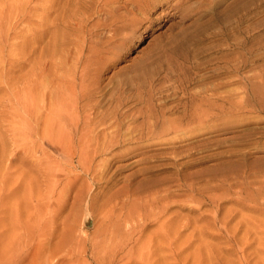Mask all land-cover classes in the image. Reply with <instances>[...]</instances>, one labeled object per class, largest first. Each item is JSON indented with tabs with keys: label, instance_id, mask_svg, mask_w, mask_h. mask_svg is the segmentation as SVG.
Returning <instances> with one entry per match:
<instances>
[{
	"label": "rangeland",
	"instance_id": "1",
	"mask_svg": "<svg viewBox=\"0 0 264 264\" xmlns=\"http://www.w3.org/2000/svg\"><path fill=\"white\" fill-rule=\"evenodd\" d=\"M174 1L0 0V264H264V0ZM56 106L216 118L107 186L53 148Z\"/></svg>",
	"mask_w": 264,
	"mask_h": 264
},
{
	"label": "bare ground",
	"instance_id": "2",
	"mask_svg": "<svg viewBox=\"0 0 264 264\" xmlns=\"http://www.w3.org/2000/svg\"><path fill=\"white\" fill-rule=\"evenodd\" d=\"M183 1L186 3V1L190 2L191 0H183ZM205 1L207 2V5H210V6L214 5L213 3H215L214 0H204V2ZM198 11H197V13H198ZM201 11H203L202 8H201ZM200 12L198 14L203 15V14H200ZM199 17L201 18V16H199ZM224 20H226V19H224ZM149 72H150V70H149ZM147 75H149V74H147ZM245 80H247V78H245ZM252 88H253V86H252ZM254 88L255 89L252 91L253 92L255 91V93L257 94L256 97L259 99L258 104H257L258 108H259V112H260V114L261 113L264 114V89H263V87L262 88L260 87L261 89H259V87H254ZM245 89H248V87H246ZM246 92H248V91L246 90ZM244 95H246V94H244ZM254 98H253V100H254ZM245 99H247V98H245ZM250 101H251V99H250ZM243 102H245V101H243ZM125 107L124 106H114V107H112L113 109L112 108H110L111 110L107 109L106 112L100 113L98 115V113H99L98 110L103 108L101 106H56V110H54L55 111V121H54L55 125H54V128L51 129V132H50V138H52V144L54 146L53 148L56 150L57 153H60V152L62 153V152L66 151V153L68 155H70L72 160L77 158L78 167H76V168L77 169L79 168V171L81 172L82 175H86V177L92 176L93 178H97L98 179L97 181H99V182L105 181V182H107V186H108V183L110 184L112 179H113V178L112 179L108 178L109 172L111 171L110 168L114 165L115 162L126 158L127 156H129L132 153L142 151L144 148H150L152 146H160L161 147V146H164L166 144L170 145L171 143H176V141H179L181 139L182 135H183L182 139L183 138L186 139L187 137H189V134L192 136L198 135L199 133H201L203 131H207L209 129V128L207 129V128H199L198 127L199 125H201V123H203L202 120H204V118H207V121H208V119L214 120L216 118V116L214 117L215 114H212L208 110H203L202 108H204V107L201 108L202 110H199L198 108L194 109L193 113L189 115L188 113H190L192 110L190 112H187L186 106H145L139 113H137V116H135V114H136L135 113L134 115H130V117L126 114V112H124ZM237 107H239V106H237ZM242 107H243V105H242ZM205 108H207V107H205ZM245 108L247 110V108H249L248 105ZM63 109L67 113H69L70 116L65 117L64 113H62ZM88 110H90V112L92 111L94 114H96L98 111L97 116L94 117V114L92 112L91 113L89 112L91 115L90 116L87 115L88 117L86 116L87 119H85L84 121L81 120L79 118V116H80V114H82V111L84 113H86V112H88ZM243 110H245V109H243ZM249 110H250V108H249ZM240 111H242V110H240ZM242 112H244V111H242ZM242 112H240V113H242ZM251 112H254V111H251ZM92 115L94 118L92 117ZM172 115L175 117L172 118L173 117ZM170 116H171L170 119L169 118L166 119L167 117H170ZM76 117L78 119H76ZM137 121H139L141 123V125H137V123H138ZM204 121H206V120H204ZM125 122H130L128 124H131V122H132V124L126 125ZM210 123H212V122H210ZM213 123H215V121ZM184 126L187 129H184ZM180 130H181V133L179 135L178 132ZM146 141L151 142V144L146 146V147L142 146L141 144L146 143ZM132 145H136V147L126 148V147L132 146ZM156 149H158V148H156ZM141 153H144V152H141ZM175 153H176V150H175ZM175 153H174V155H175ZM158 160H160V159L158 158ZM69 161H71V160H69ZM174 164H176V163H174ZM176 165H178V164H176ZM149 170H150V172H147L148 174H151L154 172V169H151V167ZM180 171H178V172H180ZM81 177L82 176H80V178ZM93 178H91V180ZM179 178H180V176H179ZM183 178H185V177H183ZM176 180H178V179H176ZM167 183H169V182L167 181ZM152 186L154 187V185H152ZM157 186H159V185H157ZM192 186H193V184H192ZM149 188H148V190H149ZM145 190H147V189H145ZM154 190H156V189H154ZM160 191H165V190L160 189ZM118 192H120V191H118ZM118 192H116V193L118 194ZM139 192H141V191H139ZM126 195H124V196H126ZM112 197L113 196H111V198ZM148 197H150V196H148ZM166 200L167 199L165 198L164 201H166ZM112 201H113V199H112ZM160 202H162V201H160ZM109 205H110V203L108 204V206ZM112 205H114V204L112 203ZM114 211H115V208H114ZM166 216H167V214H166ZM86 217H87V215H86ZM89 218H90L91 224H90V226H86V227L92 228L93 227L92 219L90 216H89Z\"/></svg>",
	"mask_w": 264,
	"mask_h": 264
},
{
	"label": "water",
	"instance_id": "3",
	"mask_svg": "<svg viewBox=\"0 0 264 264\" xmlns=\"http://www.w3.org/2000/svg\"><path fill=\"white\" fill-rule=\"evenodd\" d=\"M84 224H85V226H90L91 223H90L89 214H87V217L84 220Z\"/></svg>",
	"mask_w": 264,
	"mask_h": 264
}]
</instances>
